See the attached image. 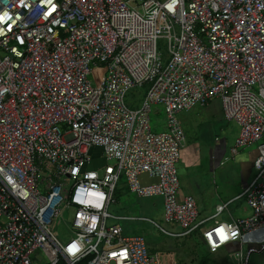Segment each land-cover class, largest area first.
Returning a JSON list of instances; mask_svg holds the SVG:
<instances>
[{
	"label": "built area",
	"instance_id": "2783aa9c",
	"mask_svg": "<svg viewBox=\"0 0 264 264\" xmlns=\"http://www.w3.org/2000/svg\"><path fill=\"white\" fill-rule=\"evenodd\" d=\"M4 13L0 264H162L142 237L107 224L108 206L124 176L130 192L163 198L164 221L181 232L151 221L161 232L202 227L195 199L179 195L177 113L218 98L239 125L231 153L264 137V0H0ZM144 84L141 107L128 108L126 93ZM153 104L167 118L159 133ZM96 150L104 164L92 167ZM253 169L243 193L251 215L202 230L212 253L239 243L234 264L264 251V143ZM55 222L70 226L64 242Z\"/></svg>",
	"mask_w": 264,
	"mask_h": 264
},
{
	"label": "rangeland",
	"instance_id": "374dc122",
	"mask_svg": "<svg viewBox=\"0 0 264 264\" xmlns=\"http://www.w3.org/2000/svg\"><path fill=\"white\" fill-rule=\"evenodd\" d=\"M157 49L162 59L167 62L169 60L168 39L164 37L158 38ZM89 79L93 81L91 75ZM98 79L99 84L102 81L101 75L98 76ZM98 79L93 82L95 83ZM148 90V84L131 88L124 97L126 106L133 110L139 109ZM221 107V102L214 100L206 108L196 106L192 109L189 115L197 117L198 125L193 123L194 136L191 137V139L188 138V134H186L185 128L187 125L184 127L183 125L185 124H182V128L187 136L186 144L194 141L200 144L199 161L197 165L187 170H183L182 168V172L178 174L179 182L185 181L181 184L182 188L189 185V181L192 177L198 175V180L201 181L204 179L202 174L204 171L206 172L211 162L210 151L212 148L215 149V145L218 144V141L226 145V156L228 157V161H226V171L224 173L217 171L214 180L215 182H219L221 178H225V180L229 179L228 181L233 180L237 185L236 188H238L241 176L239 170L234 169V166L239 167V158L241 156L249 155L257 151L258 146L264 143L263 137L248 147L238 148L240 155L237 156L236 159L231 158L230 149L234 146L238 126L235 122L225 119ZM183 115L184 114H181V122ZM149 116V123L153 132L159 133L165 130L167 118L162 105L153 104ZM178 118H180V115ZM97 153L98 150L93 151L94 155ZM103 164L104 160L102 158L98 156L94 157L92 167L101 166ZM245 173L246 175L251 174L248 169L245 170ZM201 177L203 178L201 179ZM254 177L255 174L253 179ZM205 180H207V177H205ZM209 180L211 181V177H209ZM113 198L114 202L111 203L107 209V212L112 216L109 217L107 224H116L120 226L122 228L123 237H142L148 253L158 257L162 264H232L234 252L241 249L239 245L231 243L221 247L217 252L211 253L201 236V231L193 232L182 238H174L161 232L151 221L164 229H172V225L166 223L163 218V198L161 196L139 197L130 192L127 188L124 176L121 177ZM242 203L243 200L234 203L228 210L224 211L219 220H223L224 216L228 214V211L234 217L241 216L236 206ZM203 204H206V202H198V206H203ZM210 206L211 204L209 203L208 207ZM245 208V214L249 213L247 207ZM69 217L70 215L66 216V220H69ZM213 222L214 221L208 223V225L213 224ZM51 229L61 242H64L71 235L68 223L56 224L55 222ZM249 246L250 244H244L243 251L245 252ZM38 256L44 257L43 253L37 252L36 258H38Z\"/></svg>",
	"mask_w": 264,
	"mask_h": 264
},
{
	"label": "crops",
	"instance_id": "0c3cea01",
	"mask_svg": "<svg viewBox=\"0 0 264 264\" xmlns=\"http://www.w3.org/2000/svg\"><path fill=\"white\" fill-rule=\"evenodd\" d=\"M214 100H218L219 102H221L220 99L214 98L213 100H211L208 104H206L204 106H202V105H196V106H202L203 108H206ZM195 107H193V108H195ZM193 108H191L190 110H187V111H180L179 113H177V118L180 115V118H178V121H179L181 127H182L183 123L185 124V125H183L184 127H186V125H187L185 130L187 132L186 134H188L187 135L188 138H190V139H191V137L194 136L193 123L198 125L197 124L198 123L197 117H195L194 115H192V116L189 115V113L192 111ZM221 110H222V107H221ZM222 113H223V111H222ZM181 114H184L182 117V122L180 121L181 120ZM227 121H229V120H227ZM235 124L238 126V129L236 132V135L238 136L239 125L236 122H235ZM165 128H166V126H165ZM186 134H185V137H187ZM237 136H236V138H237ZM217 143L218 144L215 145V149L212 148V150L210 151L211 162H210L209 168L206 169V172L204 171V173L202 174V176H204V179H202L203 177H201L202 180L201 181L198 180L199 179L198 175L195 177H192L189 181V185L184 186L183 188H182L181 184L184 183L185 181L180 182V188H179L180 197L192 196L196 201V205H197L198 213H199V219L205 221L204 224L202 225V227H200L199 229L196 230V231H201V236H202V230L205 227L211 226L212 224L208 225V223H210L212 221H214V222L215 221L230 222L233 220L246 218V217L250 216L252 213L250 207L247 204L246 197H245V195H243V193H244L245 189L247 188V186L252 182L253 176L255 174V171L253 169V163H254V160L256 158L257 151H255L249 155L241 156L239 158V161H240L239 167L234 166V169L239 170L240 176H241V180L239 181L238 188H236L237 185L234 183L233 180L228 181L229 179L225 180V178H221L219 182H215V180H214L217 171L223 172V173L226 171V167H227L226 161H228V159H227L228 157L226 156L227 155L226 154V151H227L226 145L224 143L219 142V141ZM199 146H200L199 142H196V141L188 142L187 144H185L184 148L181 151L180 161L178 163L179 174L182 172V168H183V170H187V169L197 165V163L199 161V153H200ZM234 146H235V143H234ZM231 149H230V151H231ZM230 154H231V158H235V159L237 156L240 155L238 152V149H237L236 153L233 154L230 152ZM95 156H99V152L97 154H95ZM181 165H182V167H181ZM246 169H248L249 173H251L250 175L249 174L246 175V173H245ZM205 177H207V180H205ZM209 177H211V181L209 180ZM141 179L144 182H151L145 176L141 177ZM241 200H243V203L236 206L237 210L241 214V216L234 217L228 211V214L224 216L223 220H219V218L222 217L224 211L228 210V208L230 206H232L234 203L240 202ZM198 202H206V204H203V206L202 205L198 206ZM209 203L211 204L210 207H208ZM221 206H224V208L219 210V208ZM245 207H247V209L249 210V213L245 214V212H246ZM171 225H172V229L168 230V231L181 232V228L179 226H177L175 224H171ZM196 231H194V232H196ZM185 236H187V235H185ZM185 236H181V237L171 236V237L182 238ZM233 244L239 245V243H237V242H233ZM243 248H244V246H243ZM213 253H215V252H213ZM232 260H233L232 264H234V259H232ZM250 264H264V251L262 253L253 254L250 257Z\"/></svg>",
	"mask_w": 264,
	"mask_h": 264
},
{
	"label": "snow or ice",
	"instance_id": "6c2138e0",
	"mask_svg": "<svg viewBox=\"0 0 264 264\" xmlns=\"http://www.w3.org/2000/svg\"><path fill=\"white\" fill-rule=\"evenodd\" d=\"M49 2H50V0H49ZM5 17H7V13H4L3 16H0V22H2L5 19Z\"/></svg>",
	"mask_w": 264,
	"mask_h": 264
},
{
	"label": "clouds",
	"instance_id": "9594fccd",
	"mask_svg": "<svg viewBox=\"0 0 264 264\" xmlns=\"http://www.w3.org/2000/svg\"><path fill=\"white\" fill-rule=\"evenodd\" d=\"M224 237H223V235H222V239H223Z\"/></svg>",
	"mask_w": 264,
	"mask_h": 264
}]
</instances>
